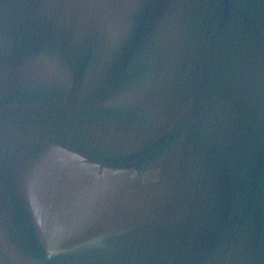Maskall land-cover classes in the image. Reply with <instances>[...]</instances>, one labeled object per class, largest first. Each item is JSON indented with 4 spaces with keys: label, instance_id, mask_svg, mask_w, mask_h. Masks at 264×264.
<instances>
[{
    "label": "water",
    "instance_id": "water-1",
    "mask_svg": "<svg viewBox=\"0 0 264 264\" xmlns=\"http://www.w3.org/2000/svg\"><path fill=\"white\" fill-rule=\"evenodd\" d=\"M0 264H264V0H0Z\"/></svg>",
    "mask_w": 264,
    "mask_h": 264
}]
</instances>
